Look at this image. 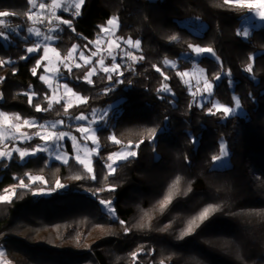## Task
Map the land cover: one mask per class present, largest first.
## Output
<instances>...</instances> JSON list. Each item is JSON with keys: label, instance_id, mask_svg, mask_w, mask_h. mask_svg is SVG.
Instances as JSON below:
<instances>
[{"label": "trees", "instance_id": "trees-1", "mask_svg": "<svg viewBox=\"0 0 264 264\" xmlns=\"http://www.w3.org/2000/svg\"><path fill=\"white\" fill-rule=\"evenodd\" d=\"M29 9V0H0V11L15 13L0 17L7 21L0 29H16L10 41L0 40V61H13L0 64V108L23 120L106 109L108 116L97 133L95 180L73 157L67 164L49 162L43 154L22 164L14 158L0 160V195L21 180L26 185L14 190L10 203L0 202V247L6 258L12 264H159L162 259L166 264H264V26L246 39L238 37L247 9L233 0H85L79 16L61 13L72 25L60 24L62 30L54 33L53 46L60 55L66 57L73 45L90 48L89 41L94 43L101 28L116 17L115 37L139 40L143 59L122 67L123 76L112 74V81L99 71L90 77L92 84L84 79L89 65L73 68L65 81L87 102L71 106L67 114L56 103L38 113L26 93H36L32 103L46 109L48 90L39 79L43 63L35 76L31 71L41 50L28 54L34 41L22 38ZM189 44L215 53L197 59L214 84V99L232 107L237 97L244 111L235 125L230 165L224 169L212 168L211 157L220 154L231 120L223 113L209 114V104L198 106L176 75L192 66ZM165 59L177 67L166 66ZM216 75L223 78L216 81ZM164 85L171 93L158 91ZM153 128L155 142L149 143ZM141 140L138 156L109 175L107 156ZM66 150L72 155L69 142ZM30 177L41 181L31 183ZM57 181L63 192L56 190ZM40 189L51 193L35 195ZM169 195L172 202L161 211L159 203ZM100 199L112 201L113 217ZM210 205L217 210L179 239Z\"/></svg>", "mask_w": 264, "mask_h": 264}, {"label": "snow or ice", "instance_id": "snow-or-ice-1", "mask_svg": "<svg viewBox=\"0 0 264 264\" xmlns=\"http://www.w3.org/2000/svg\"><path fill=\"white\" fill-rule=\"evenodd\" d=\"M84 2H85V0H75V2L72 4V8L74 9L72 15H74V16L80 15V8L84 4ZM224 2L226 4H228V3L232 2V0H224ZM235 2L239 3L241 7H247L249 9V11H251L253 8L264 9V0H256V3H248V4L242 3L241 0H235ZM29 4L31 5V8L36 10V11L29 12L28 13V19L32 20L33 16H36L41 24H45L43 17L48 15V13L46 11L49 7L48 0H38V2H33V0H29ZM51 7L53 9H61L63 6L58 2V0H51ZM39 10H45V11L41 12ZM64 10L67 11V9H64ZM10 15H15V13L10 14L8 11H0V17H9ZM258 15H259V19L261 21H264V11L258 13ZM52 19H55L60 24L67 25V26H69V28H71V25H72L71 20L61 19L59 16H56L55 13H53L52 16L50 17V19L48 21L49 24L51 23ZM6 23H7V21H5L4 19H0V26H4V25H6ZM114 23H116V22L112 19H110L108 21V24H110V25H112ZM45 27L48 29L49 33L53 32V31L62 30L59 28L48 27L47 24H45ZM103 31H108V29L105 28V29H103ZM15 32H16V29H10L8 31L0 29V40L10 41L12 34ZM27 32L29 34H34L36 37L42 36L44 41H53V40L57 39V37H55V36L42 33V31L39 28L33 29V28L29 27L27 29ZM249 35H250V33H249V29L247 27H245L241 31L237 32L238 37H240V36L248 37ZM100 39H101V37L98 36L96 41H95V44L98 45L100 42ZM176 39H177V37L175 35H173L171 37V40H173V41H175ZM92 43H93V41H89V44H92ZM124 43L131 46L132 48L139 49L141 42L139 40H136L135 43H133V41L131 39H129L127 41H124ZM117 47H119V44H117ZM188 47H189V49H191V52L194 53L197 57L201 56L202 54H212L213 57H215V53L213 52L212 48L202 47V46L193 45V44H189ZM41 48H43V55L36 59V66L31 69L33 76H35L37 74V69L42 66V61L48 59V53L50 50V45H48V44L41 45L40 43H35L26 49L28 54H33V53L39 52ZM51 51L55 52L57 57L60 56V53L56 50V48L52 47ZM98 51H99V48L97 47L96 52H98ZM76 52H77V47L75 45H73L72 49L68 52L67 56L59 60V63L64 66V68L67 70L68 73H72V66L70 64L66 63L65 61L72 58L73 54ZM92 54L95 55V52H93ZM109 55L111 56V58L113 60V63L110 67L104 65L103 59L99 60V64L101 65V70L104 73L108 74L107 79L109 81H112L113 80V75H112L113 73H115L119 76H123L124 73L122 71H120L121 65L119 63H116L117 55H113L111 52H109ZM123 57H131L133 60L136 59V57L133 56L132 53L129 51H125L123 53ZM26 58L27 57H25V56L21 57V59H26ZM79 59L83 60L85 65H92L93 64L92 60L88 56L85 55L84 51H79ZM140 59H143V57H140ZM12 63H13V61H11V60L0 61V64H9L10 65ZM164 64L166 66H169L170 68H176L177 67L175 62L169 61L167 59L164 60ZM75 67L80 68L81 64L76 63ZM43 71L46 74L52 72L53 76L51 78L56 79L57 83L60 84V86L65 89L66 93L76 95L77 99L81 100V103L87 102V97H80L79 95H77L76 93L73 92V90L68 86L67 83H62V84L60 83L64 79V77H63V74L60 72L59 68L50 69L49 67L44 66ZM156 71L161 72V69L156 68ZM247 71H249V72L252 71V65H249ZM97 74H98V71H97L96 67L93 65L86 72L84 79H85V81H87V83L92 84L93 81L90 79V77H92L93 75H97ZM161 75L164 76L165 80L169 79V77L167 75H164L163 72H161ZM176 75L183 78L185 76H188L189 73L186 71H184V72L177 71ZM222 78L223 77L220 75L215 76L216 81H219ZM39 79L47 82L49 77L47 75H41L39 77ZM116 82L123 83L122 80H118ZM228 83H229V86H231L232 81L229 79ZM203 89H204V94L201 97L202 102H200V106L202 108H204L207 104L210 103L211 107L208 108L209 114L215 115L216 113H223L225 118H227L229 115L235 114L237 109H240V106H241L240 105V99L237 97H233V99L235 100V107L223 106V105L219 104L218 102H216L214 99V94H213L214 84L212 82H210L208 79L204 80ZM110 90L111 89H109V91ZM158 91L165 92V93H171V89H169L167 85H164ZM190 91H191V89H190ZM196 91H200L199 81H197ZM52 92H53V94H55L56 89L53 88ZM26 95H28L29 104L31 106H33L35 108V111L38 113L41 111H47V110L51 109L53 107V102L60 105L66 114L68 113V109L72 106L70 103H68L65 106L64 104H61V99L55 98V95L49 96L46 93L44 95V99L48 102L47 108L42 109L40 106V103H35V104L32 103V97L35 96L36 93H31V94L26 93ZM193 95H195V93H193ZM161 98H163V97H161ZM213 108L216 110L215 112L212 111ZM107 116H108L107 110H105L103 113H98L96 110H93L90 116L81 113L80 115H78L74 118L75 120L82 122L79 126H77L75 128V131L79 132L81 134V139L85 142L83 145H80L77 142V137L72 135L71 132L57 130L58 125H60V126L64 125V121H62V120L56 121V122L51 123L49 125V124H45V123H38L35 120L25 119V120H23L22 124H16V125H13V127L16 129L17 132H19L20 127H23V126L38 127L39 129L43 130L46 133L45 135H41L39 132L36 133V136L39 137V139L42 141V143L36 145L33 148L21 149V148L17 147V148H13L12 151H0V159H4V158L11 159L12 153L15 152V153H18L20 160L23 161L26 157L31 156V155H36L37 153L48 154V153L54 151L56 153L54 158L58 161H61L64 164H67L69 162L68 159L66 158L67 153L64 152L63 149L66 147V145L64 144V141L69 140L72 142L73 148L75 150V154H74L73 158L75 159V161L79 165H81L83 167V169L87 173L92 174L91 178L93 180H95L96 176L94 174L93 163L89 157H91L92 154L97 153V148L96 147H89L87 141H92L93 145L98 144L97 133L99 131V128L93 127V126L99 125L100 123L105 122ZM0 117H4L5 121H7L9 119L7 117V115L3 112H0ZM165 119L167 120L168 118L165 117ZM15 120L20 121L21 117L19 115H17V116H15ZM148 135L151 137V140L149 141V143H154L155 138H156V129H154V128L149 129ZM3 138H4V132L0 131V140H2ZM10 138L19 139L22 142H29L34 137L28 135L27 133H20L19 136L12 135ZM109 139H111L114 144H117V145L120 144V141L115 136H111V137H109ZM192 142L193 143L196 142L194 138H193ZM143 143H144V141L141 140L139 143H137L135 145L129 144L128 146L121 148L119 151L110 153L107 156V160L105 162V167H106L109 175L116 172V170L120 166L121 162H128V161H130V159L136 158L138 156V150L140 148V145ZM81 150L84 153V158H81ZM228 155H229V153H228L226 146L223 143H221L220 144V154L219 155H212L211 161L213 164L222 162L223 159H226L228 157ZM30 179H32L33 181H36V180H40L41 177H30ZM74 179L80 180L81 176H76V177H74ZM19 186L21 188L26 187L23 180L20 181ZM63 187H64V185L62 183H60L59 181L56 182V188L62 189ZM107 190L108 191H115V188L109 187ZM100 191H103V189H100ZM5 192L8 193L9 190L6 189ZM15 194H16L15 191H12L10 194L0 196V202H9L10 203L11 197L15 196ZM93 194L95 195L96 193L94 192ZM171 202H172L171 195L166 196L159 203L160 210L163 211ZM99 204L110 215L114 214L115 209H114V207H112V201L110 199H108V200L100 199ZM216 210H217L216 207L211 206V205L204 208V210L199 214V216L196 219H193L189 223L187 229L181 233L179 239H183L185 236L192 233L195 227H199V224L197 223V221L204 222L206 219H208V217L211 215V213H213ZM120 223L123 224L124 222L120 221ZM140 226L142 227L143 225L141 224ZM126 231H128V229H126ZM0 256H3L2 251H0ZM137 258H138L137 254L133 253V259H137ZM168 259H170V258H168ZM159 264H166V262L164 259H162L159 261Z\"/></svg>", "mask_w": 264, "mask_h": 264}, {"label": "rangeland", "instance_id": "rangeland-1", "mask_svg": "<svg viewBox=\"0 0 264 264\" xmlns=\"http://www.w3.org/2000/svg\"><path fill=\"white\" fill-rule=\"evenodd\" d=\"M33 2H38V0H33ZM58 2L63 7L61 9H53L51 7V0H48L49 7L46 10L48 15L43 17V19L45 21V24H47L48 27L59 28V26H60V23L57 20H55V19H52L50 24L48 23V21H49V19L52 16L53 13H55V15L59 16L61 19H64L61 16V13L64 12L66 15H72V13L74 11V9L72 8V4L75 2V0H58ZM233 2L235 4H237V5H240L239 3L235 2V0H233ZM241 2L244 3V4L256 3V0H241ZM64 9H67V11H65ZM246 9H247L246 14L243 16V18L241 19V22H240L239 31H241L243 28L247 27L249 29V33L251 34V32L253 30L260 29V28H262L264 26V21H261L259 19V15H258V13L264 11V9L253 8L251 11H249V9L247 7H246ZM32 11H36V10L32 9L31 5H30L29 12H32ZM39 11L43 12L45 10H39ZM27 18H28V14H27ZM110 19L114 20L116 23L110 25L107 22V25L105 27L101 28V31L99 33L100 34L99 36L101 37L99 45L95 44V42H94V43L91 44L90 48H87V49H79L78 45H75L77 47V52L73 54L72 58H70V59L65 61L66 63H68V64H70L72 66V69L76 68L75 67L76 63H80L81 66H85L84 61L79 59V51H84L85 55L88 56L93 62V64L89 65V66L92 67L94 65L98 72L102 71L101 70V65L99 64V60L103 59L105 66H109L110 67L112 65L113 60H112L111 56L109 55V52H111L113 55H117L116 63H119L121 65V68L124 67V66H128L130 63H137L138 62V60L140 58V56H139L140 48L139 49L132 48L131 46H129V45L124 43V41H127V40L123 41V40H120L117 37H115V32H116V29H117V26H118V21H117L116 17H112ZM45 24H41L36 16H33L32 20L28 19V23L24 27L25 34L22 36V38L24 40H33L34 41L33 44L40 43L41 45H44V44L50 45V50H49V53H48V59L42 61V63H43L42 68L44 66H47L50 69L59 68L60 72L63 74V77H64V79L60 83L61 84L62 83H66L65 79L67 78L69 73L64 68V66L59 63V60L64 58V57H62L61 55L59 57H57L55 52L51 51V48L54 47L53 44H54L55 40H53V41H44L42 36L41 37H36L34 34H29L27 32V29L29 27H31L33 29L39 28L42 31V33L54 36V33L56 31H53V32L49 33L48 29L45 27ZM196 27L197 28H201L202 26L200 24H197ZM105 28L108 29V31H103V29H105ZM203 28H204V26H203ZM240 37L242 39H246L247 38V37H243V36H240ZM133 43H135V41H133ZM117 44H119V47H117ZM101 45H103V47ZM97 47L99 48L98 52H96V48ZM40 50H41V53L43 55V48H41ZM125 51L131 52L132 55L136 57V59L133 60L131 57H123V53ZM93 52H95V55L92 54ZM202 56H210L211 57L212 54H202L201 56L197 57L193 53V56H192V58L190 60V62L192 63L191 68L188 69V70H184V71L188 72L189 75L185 76L183 78L180 77L182 82L187 86L188 91H189L190 95L192 96V100L195 101L198 106H200V102H202L201 101V97L204 94V89H203L204 80L207 79L206 75H205V71L199 65H197V59H199ZM186 59H188V58H186ZM176 65H177V63H176ZM121 68H120V71H121ZM184 71H180V72H184ZM42 75H47L49 77L47 82L41 80L44 83V85L46 86L49 96L55 95V98L61 99V102L64 103L65 106L68 103H70L73 106V105L78 104V103L81 102V100L77 99L76 95H72L70 93H66L65 89L63 87H61L60 84L57 83V80L51 78L53 76L52 72L46 74L43 71ZM197 81H199L200 91H196ZM53 88L56 89L55 94H53V92H52ZM190 89H191V91H190ZM193 93H195V95H193ZM216 102H218V101H216ZM53 103H55V102H53ZM209 105L211 107L210 103H209ZM221 105H223V104H221ZM223 106H226V105H223ZM232 107H235V100H234V104H233ZM213 110H215V109L213 108ZM104 111H97V112L98 113H103ZM0 112L5 113L7 115V117L9 118L7 121H5L4 117H0V131L4 132V138L2 140H0V151H12L13 148H17V147L21 148V149L33 148L36 145L42 143V141L39 139V137L36 136V133L39 132L41 135H45L46 133L43 130L39 129L38 127L23 126V127H20L19 132H17L16 129L13 127V125L22 124L23 119H21L20 121H17V120H15V116H17L18 114L14 113V112L5 111V110H3L1 108H0ZM107 112H108V110H107ZM88 115L90 116L91 114H88ZM75 117H66V118H59V119H53V120H39V119H36V118H27V120H35L38 123H45V124H49V125L51 123L56 122V121H61L62 120V121H64V125L63 126L58 125L57 126V130L71 132L72 135L77 137V142L80 145H83L85 142L81 139V134L79 132L75 131V128L77 126H79L82 122L78 121V120H75L74 119ZM227 118H229L231 120V129H230V132L227 135V137L222 139L221 143H223L226 146V148L228 150V153L230 154L231 142H232V137H233V133H234V130H235V125L237 124L238 121H240L241 119L244 118V111L241 108V106H240V109H237L235 114L229 115ZM106 121H107V118H106ZM106 121L100 123L99 125H94L93 127L100 128L101 126H103L106 123ZM20 133H27L28 135L33 136L34 138L31 141H29V142H22L19 139L10 138L12 135L19 136ZM66 142H69V144L71 146V149H72V155L67 152L66 147L63 149V151L67 153V157L66 158L69 161V159L71 157H74L75 150L73 148V144H72L71 141L65 140L64 141L65 145H66ZM87 143H88L89 147H96L97 148V153H94V154H92L91 157H89L92 160V163H93L94 158L97 157V154H98V151H99L100 147H99V144L93 145L92 141H87ZM25 144H28V145L24 146ZM123 147H126V146H121V147L115 149L113 152L119 151ZM37 154L45 155L49 162L54 161V162H58L60 164H64L61 161H58V160H56L54 158L55 155H56V153L54 151H52V152H50L48 154H46V153H37ZM36 155L28 156L23 161H21L20 158H19L18 153L13 152L12 153V158H14L16 160V162H18L19 164H22L23 162H25L29 158L34 157ZM81 158H84V153H83L82 150H81ZM11 159L4 158V159H0V160L9 161ZM229 165H230V161H229V155H228V157L226 159H223L222 162L213 164L212 168H214V169H224V168L229 167ZM89 175H90V177H92V174L89 173ZM39 181H41V179L40 180H36V181H33L31 179V183L39 182ZM17 187H20L19 184L16 185V186L10 187L8 189L9 190L8 193L4 192L0 196L6 195V194H10ZM64 189H65L64 187L62 189L56 188V190L59 191V192H63ZM50 193H51V191H48V190H45V189L35 190V192H34L35 195H42V196H48ZM105 212L111 217L114 216V214L110 215L106 210H105ZM0 251L3 252V256H0V264H12L6 258L2 246L0 247Z\"/></svg>", "mask_w": 264, "mask_h": 264}, {"label": "built area", "instance_id": "built-area-1", "mask_svg": "<svg viewBox=\"0 0 264 264\" xmlns=\"http://www.w3.org/2000/svg\"><path fill=\"white\" fill-rule=\"evenodd\" d=\"M100 34H98L97 36H96V38H95V41H96V39H97V37L99 36ZM100 37V36H99ZM102 47H103V45H101Z\"/></svg>", "mask_w": 264, "mask_h": 264}]
</instances>
